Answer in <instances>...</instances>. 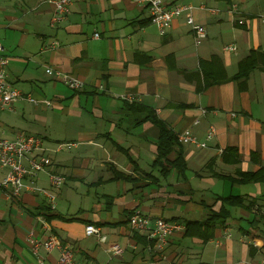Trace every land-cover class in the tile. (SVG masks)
Listing matches in <instances>:
<instances>
[{
  "label": "crops",
  "instance_id": "obj_1",
  "mask_svg": "<svg viewBox=\"0 0 264 264\" xmlns=\"http://www.w3.org/2000/svg\"><path fill=\"white\" fill-rule=\"evenodd\" d=\"M165 2L215 11L193 12L206 29L200 45L185 16L160 36L144 0L78 2L67 21L55 26L48 0H0L7 80L24 98L0 112V138L25 133L44 140L50 171L66 179L60 202L78 181L89 179L97 188L118 184L114 194L95 191L90 218H82L81 210L60 213L59 205L52 212L29 191L14 199L0 189V264H56L57 250L34 251L30 244L32 237L50 236L70 247L80 263L154 264L152 251L127 227L133 210L185 227L205 222L210 210L220 211L218 200L231 196L241 205L226 206L229 217L216 222L210 236L199 226L185 227L168 240L162 264H264V182L239 181L240 173L264 170V70L236 78L242 61L264 52V0ZM53 40L58 46L44 52ZM226 46L236 50L227 52ZM47 67L83 81L84 89L69 90L46 74ZM131 106L148 108L176 136L191 133L206 143L181 145L184 174L164 177L153 167L158 128ZM210 127L215 136L207 140ZM62 144L72 146L56 152ZM228 148L237 151L236 164L224 163ZM4 175L0 169V181ZM37 184L49 188L47 175L40 174ZM100 214L107 219H96ZM87 225L99 228L101 238L86 237ZM114 244L124 249L122 257L111 255Z\"/></svg>",
  "mask_w": 264,
  "mask_h": 264
},
{
  "label": "built area",
  "instance_id": "obj_2",
  "mask_svg": "<svg viewBox=\"0 0 264 264\" xmlns=\"http://www.w3.org/2000/svg\"><path fill=\"white\" fill-rule=\"evenodd\" d=\"M85 0H48L52 8L51 26L63 23L70 15V7L75 2ZM149 13L150 23L156 28L160 36H165L172 28L174 22L185 16L186 25L190 28L194 36L195 45H200L206 38V29L197 23L193 17L196 10L215 14L214 10L203 6L195 8L190 4L170 5L165 0H144ZM97 38V35H95ZM58 42L53 40L44 48V52L51 51L58 46ZM227 52H234V46H226ZM7 57L4 54V48L0 43V112L10 110L12 105L18 100L24 99L20 91L14 88L7 80ZM46 74L49 77L61 82L65 87L74 92L84 89L83 81L64 74L52 68H46ZM27 101L36 104L37 101L31 97L25 98ZM123 100L130 101L132 98L124 96ZM49 105V103L47 102ZM203 114L206 111L202 112ZM215 136L214 127H210L207 133V140ZM180 145H193L198 148H205L206 143L201 142L191 133L179 134L176 136ZM71 144L59 145L55 151H63L65 147H71ZM52 161L47 155V149L44 147V140L41 137L21 133L14 139L0 138V169L5 171V175L0 181V189L8 196L18 199L24 191H29L42 197L50 211L56 210V193L63 187L66 179L63 175L50 171ZM40 174H46L48 177L49 188H41L37 182ZM264 213V212H262ZM127 227L132 235L135 233L143 234L147 241L153 242L152 251L154 264H162L167 261L165 254L168 240L177 233L184 231V225L177 221H168L162 218H151L144 215L139 209H135L127 217ZM229 233L226 232V236ZM86 237L101 238L99 228L93 225L85 227ZM30 244L34 251L43 248L46 252L57 250L59 258L56 264H90L77 261L73 250L67 245H63L56 236H50L47 240L30 239ZM110 253L114 257H122L124 249L114 244L110 248Z\"/></svg>",
  "mask_w": 264,
  "mask_h": 264
},
{
  "label": "trees",
  "instance_id": "obj_3",
  "mask_svg": "<svg viewBox=\"0 0 264 264\" xmlns=\"http://www.w3.org/2000/svg\"><path fill=\"white\" fill-rule=\"evenodd\" d=\"M261 68L264 70V52L253 51L249 57L239 64L240 72L236 78H243L249 75V73L256 69ZM235 78V79H236ZM215 83V82H214ZM130 110L135 113H144L146 115L143 121H151L159 131L157 139V156L153 163V167L156 168L160 174L164 177L168 176L172 172H176L180 175L184 174L186 170V161L184 158V152L182 146L178 143L177 137L172 130H170L163 122L158 120L152 115V112L144 106H131ZM233 159H227V158ZM237 151L233 148H228L223 152V161L228 164H236ZM240 182H264V170L256 173H240ZM128 176L124 174H117L116 179H127ZM221 203V209L219 212L210 210L208 219L203 223L190 222L186 227V232L195 227L199 226L204 235L210 236L209 229L218 221L225 220L229 217V212L226 210V206H240L242 200L238 197H227L220 198L218 200ZM46 208L48 206L46 205ZM127 223V222H126ZM204 231V232H203ZM203 237L202 235H200ZM134 240L137 238L142 239L146 247H152L153 242L147 241L146 238L139 237L137 233L133 235ZM205 239V238H204ZM137 242V241H136Z\"/></svg>",
  "mask_w": 264,
  "mask_h": 264
},
{
  "label": "rangeland",
  "instance_id": "obj_4",
  "mask_svg": "<svg viewBox=\"0 0 264 264\" xmlns=\"http://www.w3.org/2000/svg\"><path fill=\"white\" fill-rule=\"evenodd\" d=\"M76 3H78V2H76ZM73 4H75V2ZM177 5H179V4H177ZM70 11H71V7H70ZM67 19H66V21H67ZM78 182L79 183L75 184V185H71V186L68 185L69 190H70V187H73V189L71 191V195L68 197L67 196L63 197V200L61 202H60V199L58 198V192L56 193V197H57L56 205H59L60 208L58 211L59 212L61 211L60 213L64 214V213H66V211H68V212H70L69 215H71V214L75 215L79 210H81L83 213V214H81L82 218H83V216L90 218V215L94 214V212H92V210H91L92 205L94 204V198L97 200V197L95 196V191H97L98 196H101L102 194H114L117 187H118V184H116V183H109V184H105V185H100L98 188L97 187H91V185L88 184V183H90L89 179H87L86 182H82V181H78ZM220 185H222V184H220ZM119 186H120V184H119ZM230 188H231V186L226 184V186L224 187L223 190H226V192H227V190H230ZM234 193H237V192H234ZM113 213H115V209L112 210V214ZM106 217H108L106 214H100V215L96 216L95 218L96 219L100 218V220L101 219L105 220V219H107ZM88 240H89L88 242H91L90 238Z\"/></svg>",
  "mask_w": 264,
  "mask_h": 264
}]
</instances>
